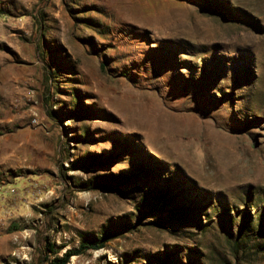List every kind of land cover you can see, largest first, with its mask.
Returning <instances> with one entry per match:
<instances>
[{
    "label": "rangeland",
    "instance_id": "rangeland-1",
    "mask_svg": "<svg viewBox=\"0 0 264 264\" xmlns=\"http://www.w3.org/2000/svg\"><path fill=\"white\" fill-rule=\"evenodd\" d=\"M106 236L264 264V0H0V264Z\"/></svg>",
    "mask_w": 264,
    "mask_h": 264
},
{
    "label": "trees",
    "instance_id": "trees-1",
    "mask_svg": "<svg viewBox=\"0 0 264 264\" xmlns=\"http://www.w3.org/2000/svg\"><path fill=\"white\" fill-rule=\"evenodd\" d=\"M50 89L51 88L49 87V91ZM108 242L109 237L107 236L101 239H88L81 245L79 249H69L63 255H60L59 251L56 249L55 244L51 241H48L45 246V253L41 259V264H69L72 258L75 256L85 254L90 250H101L103 248H106Z\"/></svg>",
    "mask_w": 264,
    "mask_h": 264
},
{
    "label": "built area",
    "instance_id": "built-area-1",
    "mask_svg": "<svg viewBox=\"0 0 264 264\" xmlns=\"http://www.w3.org/2000/svg\"><path fill=\"white\" fill-rule=\"evenodd\" d=\"M35 122H37V120H35Z\"/></svg>",
    "mask_w": 264,
    "mask_h": 264
}]
</instances>
